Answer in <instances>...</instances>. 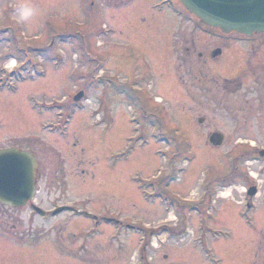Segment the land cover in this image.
Here are the masks:
<instances>
[{"label":"rangeland","instance_id":"374dc122","mask_svg":"<svg viewBox=\"0 0 264 264\" xmlns=\"http://www.w3.org/2000/svg\"><path fill=\"white\" fill-rule=\"evenodd\" d=\"M164 1L0 0V149L56 139L62 150L56 164L62 161L66 171L61 184L56 175L50 185L39 182L45 216L29 206L0 205L7 227L18 226L17 233L0 232V264H222L221 256L223 264H239L250 255L252 243L241 237L244 208L229 204L242 187L222 191L215 205H201L202 180L228 177L237 164L229 157L264 148V117L238 129L245 122L241 107L259 105L256 94L247 93L250 82L237 94L226 92L225 108L209 112L204 124L203 115L186 111L185 86L172 80L176 71L184 77L185 67L171 64L178 58L173 34L188 28ZM22 3L38 10L27 25L16 23ZM80 91L84 97L74 102ZM208 122L225 135L223 146L207 143ZM49 124H69L70 142L48 133ZM72 134L80 140L76 156ZM167 176L175 178L173 199L159 204L154 194ZM262 194L256 213L264 220V188ZM184 198L209 209L211 224L219 220L228 239L209 238L205 210H190ZM61 202L82 213L49 216ZM262 226L259 221L258 230Z\"/></svg>","mask_w":264,"mask_h":264},{"label":"flooded vegetation","instance_id":"af4514ba","mask_svg":"<svg viewBox=\"0 0 264 264\" xmlns=\"http://www.w3.org/2000/svg\"><path fill=\"white\" fill-rule=\"evenodd\" d=\"M173 1L174 4L172 3ZM178 2V0H165L163 4L171 8V14L179 19L181 23L187 24L188 28V34H178L177 32L173 34L176 40V44H174V49L176 48L175 55H178V58L171 64L172 67H185V76L183 77L176 71L174 77L172 76V80L185 86L189 99L186 111H194L197 114L203 115L199 119H202V124H204L207 120L206 115L209 112L216 113L220 109L225 108L224 94L226 92L237 94L244 90L247 83L250 82V91L247 93L256 94L255 101L259 105L251 103L249 106L241 107V111H245V116L242 117L245 122L237 123L238 129L248 128L247 125L250 119L257 118L258 116L264 117V33H253L247 36L237 32L227 33L221 29L210 27L189 13ZM198 40L201 41L197 45ZM163 76L165 78L170 77L168 74H163ZM143 111H145L144 108ZM144 114L146 117L149 116L147 113ZM155 115V113H150L152 119H157ZM238 118L239 115L236 116V120ZM145 125H148L149 129L154 126L152 122L145 123ZM49 126L50 128L46 130L48 133L56 138L66 139L67 143L70 142L67 139L71 136L69 124H63L61 127H55L52 124H49ZM206 128L208 130L207 143L211 145V135L220 131L211 122L206 123ZM144 130L146 129L144 128ZM236 134L240 135L238 131ZM223 137L224 144L226 138L225 135ZM72 140L71 150L76 156L80 140L77 136H73V134ZM57 143L56 139L53 143L42 139L32 142L26 148L27 151L34 155L38 162L35 197L27 206L39 215L41 214L35 208L40 207L38 205V195L40 194L39 182L47 179V185L48 182L50 185L51 181H49V178L52 177L55 180L54 176L56 175L58 177L56 181L59 183L61 176H64L66 173L65 168L62 167V161L58 165L56 164L62 158V150L57 149ZM253 149L254 151L252 152H244V154L239 156L229 157H234L233 163L236 162L237 164L235 170L228 177L215 176L210 182L206 177L202 180L205 188L202 192L203 199L201 200V205L208 204L211 206L212 204H216V200L220 199L222 191L230 190L232 191L230 194H235V192H239L238 188L242 187L238 200L234 198L229 199V204L235 200V204L244 208V226L241 230V237L243 240L251 241L252 243L250 250L245 248L250 255H243L240 261L238 260L239 264H264V220L262 217L258 218L256 213L260 205L257 203V200L263 196V194L260 196V192L264 188V179H257V177H264V157L256 151L257 149L254 146ZM75 162L80 163L79 158L75 157ZM240 165L247 166L246 171ZM252 167L256 168V173L252 171ZM248 169H251V171H248ZM74 173L77 175L78 170H75ZM88 173H90L88 170H82V174L87 175ZM227 179L228 181H226ZM171 183H174V178L169 176L160 180V187L154 194V197H158L159 204L162 202L166 204L168 201H172ZM184 201L186 202V206L191 207L190 210L198 204L197 202L190 201L188 198H184ZM219 204L221 210H225L224 200H220ZM200 210H202V207L199 202L198 211ZM204 210L207 217L201 218L203 230L208 232L209 237L213 240H215V237H226L228 239L230 234L222 231L225 227L221 225L219 220H217L216 224H211L215 223V217L209 209L205 208ZM66 211L74 213L77 212V209H75L73 203L61 202L52 206V209L49 210V216L56 218ZM218 215L220 216L221 214ZM104 219L108 221V218L104 217ZM98 220L97 217H94V221L99 222ZM259 221L263 225L260 230H258ZM108 222L119 223L114 218ZM7 226H9V223L0 218V232L2 230L5 232L14 230L17 233L18 226L16 224H12L10 227ZM258 232L262 234L259 236ZM245 249L244 253H246ZM221 255L225 257V251ZM219 262L224 263L222 256Z\"/></svg>","mask_w":264,"mask_h":264},{"label":"water","instance_id":"95a60500","mask_svg":"<svg viewBox=\"0 0 264 264\" xmlns=\"http://www.w3.org/2000/svg\"><path fill=\"white\" fill-rule=\"evenodd\" d=\"M179 1L209 26L247 35L264 32V0ZM83 95L79 92L74 101L81 100ZM199 122L202 123V120ZM223 138L222 134L213 133L210 142L220 146ZM261 155H264V150ZM37 170V161L28 151L16 147L1 149L0 204L11 208L22 207L32 200L36 191Z\"/></svg>","mask_w":264,"mask_h":264},{"label":"clouds","instance_id":"9594fccd","mask_svg":"<svg viewBox=\"0 0 264 264\" xmlns=\"http://www.w3.org/2000/svg\"><path fill=\"white\" fill-rule=\"evenodd\" d=\"M37 8L31 3H22L15 9V18L17 24H29L37 15Z\"/></svg>","mask_w":264,"mask_h":264},{"label":"bare ground","instance_id":"6f19581e","mask_svg":"<svg viewBox=\"0 0 264 264\" xmlns=\"http://www.w3.org/2000/svg\"><path fill=\"white\" fill-rule=\"evenodd\" d=\"M11 65H13L14 63H13V60H12V62L10 63ZM10 64L8 65L9 67H10ZM227 193H231L232 191H230V190H228V191H226ZM61 215V214H60Z\"/></svg>","mask_w":264,"mask_h":264}]
</instances>
